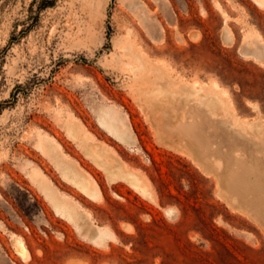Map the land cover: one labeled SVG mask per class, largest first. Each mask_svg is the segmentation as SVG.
Segmentation results:
<instances>
[{
	"label": "rangeland",
	"instance_id": "374dc122",
	"mask_svg": "<svg viewBox=\"0 0 264 264\" xmlns=\"http://www.w3.org/2000/svg\"><path fill=\"white\" fill-rule=\"evenodd\" d=\"M0 264H264V4L0 0Z\"/></svg>",
	"mask_w": 264,
	"mask_h": 264
},
{
	"label": "bare ground",
	"instance_id": "6f19581e",
	"mask_svg": "<svg viewBox=\"0 0 264 264\" xmlns=\"http://www.w3.org/2000/svg\"><path fill=\"white\" fill-rule=\"evenodd\" d=\"M255 1L259 4H264V0H255ZM214 87L216 89H221V86L217 82H214ZM205 99H208V98H205ZM212 101H213V104H215V105L217 104V101H215V99H212ZM101 118H102V121L105 122L108 125V127L120 139H122L124 141H128L131 139V135L129 133V127H128L127 123L125 122V120L123 119V117L120 115L118 109H116V108H103L101 110ZM47 150H49V149H47ZM134 176L136 179L133 178V180H135L137 182L140 181L139 177H137L136 175H134ZM73 177L76 178L75 180L78 182L79 187L82 189V191L84 193H86L90 197H94V198L98 197L99 191H98V188L96 187V184L94 183V181L87 179V178H84V177L79 178V177L74 176V175H73ZM42 181L46 182V179L42 178ZM142 183H143L142 184L143 186L146 184V183L144 184V181H142ZM139 187L141 188V186H139ZM144 188H146V187L144 186ZM45 191H46L47 195L52 200L55 201V203L58 205V207L61 208L62 210H64L65 212H68L71 214H75L78 212V206L75 203H73L72 201L62 200L58 196L57 192L54 191L52 186L50 184H48L47 182L45 185ZM88 224H90V223H88ZM89 233L91 235V236L90 235L89 236L90 237L93 236V239L97 243H100V244H105L106 239L111 236V233L108 230L101 229V228L97 229V231H95V232L90 231ZM19 251L24 255L25 258H28V253L22 245H19Z\"/></svg>",
	"mask_w": 264,
	"mask_h": 264
}]
</instances>
